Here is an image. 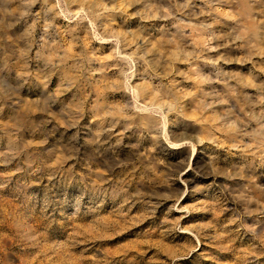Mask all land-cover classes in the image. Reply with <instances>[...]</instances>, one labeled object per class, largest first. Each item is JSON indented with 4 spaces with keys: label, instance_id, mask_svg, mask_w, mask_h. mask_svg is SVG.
I'll use <instances>...</instances> for the list:
<instances>
[{
    "label": "rangeland",
    "instance_id": "obj_1",
    "mask_svg": "<svg viewBox=\"0 0 264 264\" xmlns=\"http://www.w3.org/2000/svg\"><path fill=\"white\" fill-rule=\"evenodd\" d=\"M0 264H264V0H0Z\"/></svg>",
    "mask_w": 264,
    "mask_h": 264
}]
</instances>
